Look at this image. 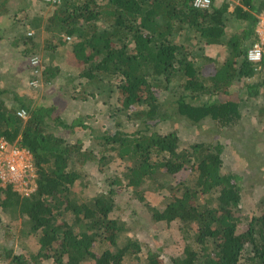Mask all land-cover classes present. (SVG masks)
<instances>
[{"label":"trees","instance_id":"16d2710c","mask_svg":"<svg viewBox=\"0 0 264 264\" xmlns=\"http://www.w3.org/2000/svg\"><path fill=\"white\" fill-rule=\"evenodd\" d=\"M11 1L0 0V20L41 3L20 0L12 10ZM192 1L56 0L43 30L63 36L61 43L70 45L63 53L77 72L51 63V54L48 64L32 56L39 46L31 37L20 38L32 50L25 52L31 56L30 90L63 79L62 87L81 104L96 102L115 81L118 105L109 107V128L92 137L98 144L88 148L70 138L89 128L82 121L89 116L66 122L48 95H41L48 103L38 105L37 97L25 99L27 90L0 88V136L30 152L35 174L28 196L0 184V209L24 218L20 239L37 237L38 245L35 251L22 245L20 252L0 246V264H161L159 249L148 247L145 258L139 257L143 244L130 228L133 221L142 227L135 210L130 222L116 215L122 190L124 202L135 200L152 224L177 226L182 255L171 264H264V199L254 212L242 209L239 178L223 172L219 141L240 121L241 102L264 96V56L257 64L246 60L264 0H211L209 9L193 8ZM256 76L263 78L250 83ZM262 102L255 113L259 123ZM191 128L206 133L204 139L183 143L180 132ZM259 128L261 135L264 125ZM115 161L125 166L105 177L107 191L84 196L82 170L95 165L103 174ZM152 192L161 193V206L146 201Z\"/></svg>","mask_w":264,"mask_h":264},{"label":"rangeland","instance_id":"374dc122","mask_svg":"<svg viewBox=\"0 0 264 264\" xmlns=\"http://www.w3.org/2000/svg\"><path fill=\"white\" fill-rule=\"evenodd\" d=\"M19 3L20 0H12V10L17 9ZM54 8L55 7L50 3L41 4L33 1L29 4L26 11L19 12L13 19L9 18L8 20L6 17H3L0 20V88L19 92L27 90L28 93H23L24 96L27 95L25 99L32 101L34 97H37L34 103L38 105L48 103L41 97L42 94L48 95V98L52 101L54 100V103L58 105V109L64 111L66 122L73 120L75 117L89 116V118L82 120L84 122L88 121L89 128L78 131L74 136L72 135L70 142H74L75 138H79L83 140V145L85 147L95 148L98 143L96 139L92 137L98 136L109 128V107L111 108L118 105V91L115 81H112L107 89L98 94L99 99L96 100V102L88 98L90 103L81 101V104L78 99L72 100L69 87H62L61 83L64 82L63 79L57 80L47 87H44L43 90L39 89V91L30 90L28 87V64L31 56L26 55V53H30L29 51L32 50L29 42L25 48L24 41L21 40L22 37H26V40L27 37H31V44L34 43L39 46L38 54H31L32 56H39L42 61H47L48 64L47 58L51 54V63L60 65L67 64L65 68L63 67L66 73L78 71L74 68L72 63L68 61L69 54H67V52L66 54L63 53V51H68L67 49L70 46L61 43L63 36L53 38L51 34L43 30V22L52 14ZM12 20L16 21L15 24L12 23ZM240 27L243 28L244 24ZM17 39L18 42L15 44L13 41ZM248 43L247 47L249 46ZM206 53L212 55V57H220V52H218V50H208ZM224 54L227 56L223 55V58L227 59L230 57L228 52ZM262 78L263 76H256L250 83H252V81L260 82ZM81 82L83 83L84 80H81ZM239 87H243L242 84L232 88L234 93H237ZM87 90H89L88 86ZM262 92L264 93V89H262ZM234 98L236 97L233 96L228 99L235 100ZM218 99L220 101L221 99H226L228 101L225 97ZM213 100L215 101L216 99L214 98ZM262 101H264L263 95L259 97L258 102H241L240 121L230 129L222 132L219 138L220 143L224 146L223 172H232L238 176L242 187L241 207L248 213L261 208L262 200L264 199V133L259 135V127L264 125V120L261 119L262 122L259 123L255 115L256 109L263 103ZM250 131H256L255 135H251ZM202 134L206 133L196 131L192 128L185 129L180 132V138L183 143H191L204 139ZM207 135L212 136L213 132L209 131ZM110 164L109 168L106 169L103 174L96 172L95 165H90L82 170V175H87H84V178H82V186H85L82 189V194L84 196L91 197L103 191H107L108 187L105 182V177L111 176L114 172L118 175L125 166L120 161H115L111 165ZM125 193L126 191L122 190L119 194L120 202L116 215L130 222V216L133 210H135L136 215L142 219V227L144 226L145 230L138 221H133V226L130 224L131 230L134 229L132 235L136 236L143 244L139 257H141V259L145 258L146 249L148 247L155 251L159 249L157 251L161 264H171L173 259L181 257L183 242L175 223H172L169 227L152 224L146 211H143L135 200H129V203L124 202L127 198ZM146 201L151 205L161 206L163 197L160 192L147 193ZM133 205L136 206L135 209L132 207ZM26 224L24 218L0 209V246L7 245L15 252H20L21 246L23 245L35 251L38 247L37 237H23L24 239H20L22 236V227ZM127 236L130 235L128 234ZM141 263L144 264V262ZM129 264L137 263L131 262Z\"/></svg>","mask_w":264,"mask_h":264},{"label":"built area","instance_id":"2783aa9c","mask_svg":"<svg viewBox=\"0 0 264 264\" xmlns=\"http://www.w3.org/2000/svg\"><path fill=\"white\" fill-rule=\"evenodd\" d=\"M41 3L53 4L56 0H38ZM211 0H193L192 7L196 9H209ZM256 40L246 51V60L251 64L261 62L264 56V10L258 15V23L255 29ZM38 63L36 57H32L30 64L35 67ZM24 118L25 112H17ZM35 174L32 166V156L25 149L10 144L0 136V184L10 185L12 190L23 196H28L34 190Z\"/></svg>","mask_w":264,"mask_h":264},{"label":"crops","instance_id":"0c3cea01","mask_svg":"<svg viewBox=\"0 0 264 264\" xmlns=\"http://www.w3.org/2000/svg\"><path fill=\"white\" fill-rule=\"evenodd\" d=\"M232 24H234V26H236V27H237L238 25H240L237 21H233ZM240 26H241V25H240ZM240 26H239V27H240ZM240 28H241V27H240Z\"/></svg>","mask_w":264,"mask_h":264}]
</instances>
